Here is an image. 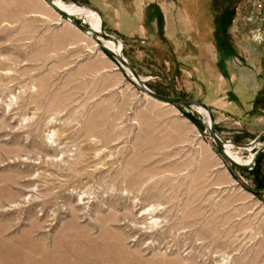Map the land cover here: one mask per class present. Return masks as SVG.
<instances>
[{"label":"rangeland","instance_id":"1","mask_svg":"<svg viewBox=\"0 0 264 264\" xmlns=\"http://www.w3.org/2000/svg\"><path fill=\"white\" fill-rule=\"evenodd\" d=\"M61 1L97 11L148 88L208 104L223 141L264 131V2ZM30 4L0 0V264H264V154L230 165L199 109L141 93L78 28L47 52L58 24Z\"/></svg>","mask_w":264,"mask_h":264},{"label":"water","instance_id":"2","mask_svg":"<svg viewBox=\"0 0 264 264\" xmlns=\"http://www.w3.org/2000/svg\"><path fill=\"white\" fill-rule=\"evenodd\" d=\"M51 8H53L61 17H64L67 22L78 28L80 31L88 35L99 47H101L102 50L106 51L108 54H110L117 63L126 71L128 70L130 72L131 80L134 82L135 86L139 89V91L147 96H149L151 99L156 100L158 102L173 105V106H187L197 109H202L206 111L208 122L204 121L206 125L207 132L210 136V138L216 143L218 148L221 150V152L224 154L225 158L229 162L230 165L242 169V170H250L253 168V166L256 163L257 157L264 152V144L260 145L256 148V150L253 152V158L250 164H241L236 162L234 159H232L229 155L225 152V145L231 144L234 147H237L239 149L250 151L253 148H255L257 145L260 144L262 137L264 136V131L260 132L251 142L249 143H232L230 141L225 142L223 141L217 134L215 129V117L213 114V109L206 103L193 99L188 97H172V96H165L162 94H159L150 88H148L144 82L141 76L137 73L135 68L124 58L122 52L116 53L115 51L108 48L104 43L103 39L98 37L97 32L93 30L90 26H86L83 23H79L75 21L73 16H71L69 13L65 12L61 8H59L55 2V0H44ZM91 9V8H90ZM93 10V9H92ZM95 11V10H93ZM98 13L97 11H95ZM102 30V25H101Z\"/></svg>","mask_w":264,"mask_h":264},{"label":"crops","instance_id":"3","mask_svg":"<svg viewBox=\"0 0 264 264\" xmlns=\"http://www.w3.org/2000/svg\"><path fill=\"white\" fill-rule=\"evenodd\" d=\"M31 15L40 19L45 20L48 24H58V27L49 32L45 30L40 40L41 47L47 52L54 51L59 48L63 52L75 49L80 43V31L72 24L59 22L53 14L51 7L44 0H31L29 5ZM235 94L243 92L242 90L234 91ZM244 93V92H243Z\"/></svg>","mask_w":264,"mask_h":264},{"label":"bare ground","instance_id":"4","mask_svg":"<svg viewBox=\"0 0 264 264\" xmlns=\"http://www.w3.org/2000/svg\"><path fill=\"white\" fill-rule=\"evenodd\" d=\"M57 6L59 8H61L62 10H64L65 12L69 13L71 16H77V15H81L84 16L87 21H90V25L91 28L93 30L97 31H101V19L98 13H96L95 11H93L92 9H90L89 7H85V6H77V5H69L66 4L64 2H62L61 0H55ZM103 43L110 48L111 50L115 51L116 53L121 52V42L119 41V48L114 46L113 42L111 41H104ZM126 72L130 75V72L128 70H126ZM201 111V113H203L205 115V119L206 122H208V117H207V113L206 111L199 109ZM231 149H233V145L231 144H226L225 145V152L227 155H229L232 159H234L236 162L241 163V164H250L253 158V153L250 152V156L247 159H242L240 158L237 153L235 151H232Z\"/></svg>","mask_w":264,"mask_h":264},{"label":"built area","instance_id":"5","mask_svg":"<svg viewBox=\"0 0 264 264\" xmlns=\"http://www.w3.org/2000/svg\"><path fill=\"white\" fill-rule=\"evenodd\" d=\"M263 2H264V0H254V5L256 7H258V9H260L261 12H263V10L261 9L263 7ZM262 15H263L262 13L259 14V16H262ZM258 33H259V31H258ZM259 35H260V33H259ZM257 37H258V35H257Z\"/></svg>","mask_w":264,"mask_h":264},{"label":"trees","instance_id":"6","mask_svg":"<svg viewBox=\"0 0 264 264\" xmlns=\"http://www.w3.org/2000/svg\"><path fill=\"white\" fill-rule=\"evenodd\" d=\"M263 154L264 153H261L258 157H257V160H256V165L255 166H258L259 163L261 162V159L263 158ZM255 170V168L253 169ZM257 173H258V170H257ZM259 182V181H258ZM259 183H262L261 181Z\"/></svg>","mask_w":264,"mask_h":264}]
</instances>
